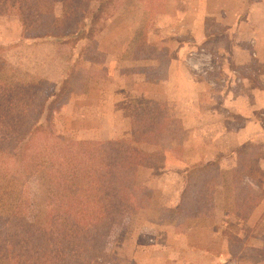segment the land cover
Listing matches in <instances>:
<instances>
[{
	"label": "rangeland",
	"instance_id": "1",
	"mask_svg": "<svg viewBox=\"0 0 264 264\" xmlns=\"http://www.w3.org/2000/svg\"><path fill=\"white\" fill-rule=\"evenodd\" d=\"M86 1L90 2L87 6L90 14L101 3V0ZM157 2L119 0L116 11L93 33L97 44L23 39L21 17L12 13L0 14V78L28 84L44 97L50 91L55 93L68 75L67 90L59 98L54 94L49 98L53 102L50 105L53 110L51 123L68 139L102 141L137 127L157 122L165 124L157 110L161 107L149 102L160 93L159 90L166 88V82L158 78L156 66L167 61L164 51L171 53V49L164 47L178 34H166L165 37L164 32L155 28L157 18L150 13L161 10ZM61 8L60 4L56 5V17L61 16ZM261 12L257 13L258 17L244 18L250 23L243 28H260L258 33L264 30ZM78 22L74 16L71 27L65 31L75 33ZM212 31L209 29L210 37L204 49L194 47L186 56L187 72L192 77H199L196 81L205 93L203 103L217 104L220 109L225 91L238 95L243 83L232 75L248 76L249 89L264 92V40L257 49L251 45V54L258 53L259 61L247 65L244 64L246 53L241 49L242 44L237 43L236 49L232 47L226 52L240 34L239 28L227 35L223 28H212ZM176 38L192 41L191 34ZM218 40L222 44L219 42L221 46L217 47ZM201 53H206V58L210 53L213 56H210L209 65L196 69L191 58ZM220 112L233 125V131H240L245 126V118L235 112L223 109ZM250 116L260 127L254 124L249 131L258 130L260 136L257 139L252 136L251 140L237 146L240 162L246 161L251 169V176L245 182L256 191V194L252 192L253 200H258L249 219L240 220L234 213L236 196L241 199L247 194L242 192L241 185L232 181L230 171L221 173L207 169L217 176L221 185L215 190L211 207L195 205L191 197L183 198L181 187H186L187 180L181 183V175L173 177L167 185V178L161 177L167 171L162 168L165 166L162 150L176 134L171 129V135L166 139L163 137L159 147H144L146 150L151 148V156L149 163L141 169L139 180L152 190L151 200L140 212L123 213L117 219L105 245L110 264H264V107L251 112ZM258 161H261V167L257 165ZM174 163L177 164V160ZM150 180L155 181V187L148 185ZM4 181L0 177V189L3 190ZM24 189L29 198L25 213L30 220L39 222L47 210L46 171L30 177ZM0 264H10L3 249H0Z\"/></svg>",
	"mask_w": 264,
	"mask_h": 264
},
{
	"label": "trees",
	"instance_id": "2",
	"mask_svg": "<svg viewBox=\"0 0 264 264\" xmlns=\"http://www.w3.org/2000/svg\"><path fill=\"white\" fill-rule=\"evenodd\" d=\"M118 1L101 0L90 14L86 0H0V14L21 17L23 39L95 44L93 33L116 11ZM57 4L62 7L59 17ZM74 16L77 31L68 34L65 29ZM69 82L67 75L58 92L42 97L28 84L0 78V177L5 180L0 189V249L10 264H110L105 245L117 219L140 212L151 200L152 190L139 180L149 158L144 147L157 145L169 129L157 122L134 128L126 139H68L51 123L49 98L61 97ZM42 170L47 176V210L35 222L25 213L29 198L24 185ZM230 173L247 194L236 196L234 213L246 219L258 201L253 200L255 189L245 182L250 165L239 162ZM186 177L183 198L211 207L217 176L197 164Z\"/></svg>",
	"mask_w": 264,
	"mask_h": 264
},
{
	"label": "crops",
	"instance_id": "3",
	"mask_svg": "<svg viewBox=\"0 0 264 264\" xmlns=\"http://www.w3.org/2000/svg\"><path fill=\"white\" fill-rule=\"evenodd\" d=\"M158 1L157 4L161 6V10L150 13L153 18H157L154 25L155 28H159L160 33L164 32L165 37L166 34L176 35V33L178 34L176 36L178 38H183L189 34L192 37V41L190 42L184 39L175 40L177 38L174 37L175 39L173 38L171 42L168 41L169 44L164 47L170 48L171 53L163 50L168 59L166 62L159 63L160 65L156 64V67L160 74L158 76L159 80L166 82L165 87L168 90L166 88L159 90L160 93L155 94L154 100L149 102L154 106L158 105L161 107L157 110L160 112L162 120L165 121L164 125L166 129H169L163 137L166 139V137L170 136L171 129H174L172 132L176 133L175 136L173 134L174 137L168 140V147L162 150L165 154V166H162V168L167 171H164L161 177L167 178L169 181L167 185L169 186L170 181L175 176L181 175V183H184V180H187L186 174L188 169L197 164L221 173L231 171L240 162L237 146L239 147V144L245 141L248 142L252 136L256 139L260 136L258 135V130H255L253 133L249 131L256 124L250 118V113L257 112L264 107V92L258 89L251 91L249 89L248 76L241 74L238 77L231 73L232 78H239L243 83L240 89L241 92L235 95L233 94L235 92L225 91L222 95L221 100L223 104L220 105V109L217 104L205 105L202 98V95L205 93L202 91V88H199V84L196 81L199 77H192L187 72L186 56L194 47L204 49L207 46V38L210 37L209 29L212 31V28H223L224 33L227 35V33L234 32L236 28H239L241 30L240 34L237 31L236 33L239 35L235 42L227 48L225 46L226 52L232 47L236 49L238 47L237 43H240L242 44L241 49L246 53V56H243L245 60L244 64L250 65L259 61V54H251L250 47L254 45L257 49V47L263 44L264 37L261 34L264 35V30L258 33L260 28H243V26L250 23L245 21L244 18L258 17L257 13L260 11H262L261 16L264 18V0ZM237 25L240 26L237 27ZM242 33H247L248 35ZM219 42L221 43V40H218L217 47L221 46ZM204 54H197L193 56V59L191 58L194 68L200 69L202 65H209L212 54L207 53L209 54V58H206ZM251 55L254 57L251 58ZM255 57L257 60H255ZM235 63L237 64L238 62ZM232 78L230 77V79ZM222 109L224 111L235 112V114L245 118V126L240 131H233V125L229 124L225 115L220 112ZM172 120L174 123L171 125L170 121L172 122ZM129 123L130 128H132L131 118L129 119ZM256 125L257 128L260 127L259 124ZM132 130L121 135L114 134L112 137L101 140L130 138ZM159 145L160 142L152 146H155L156 149ZM147 149L149 158L146 164L140 168V171L142 168H145L150 160L151 148ZM173 152H175V155ZM176 160L177 164L174 163ZM260 162H257L259 167H261ZM148 185L155 187V181L150 180ZM220 187L221 185H218L216 191ZM181 190H183L184 194L185 186L184 188L182 186ZM236 218L246 220L239 217Z\"/></svg>",
	"mask_w": 264,
	"mask_h": 264
}]
</instances>
